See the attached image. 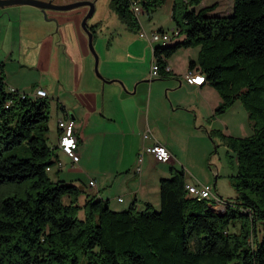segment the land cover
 Returning a JSON list of instances; mask_svg holds the SVG:
<instances>
[{
  "label": "trees",
  "instance_id": "obj_1",
  "mask_svg": "<svg viewBox=\"0 0 264 264\" xmlns=\"http://www.w3.org/2000/svg\"><path fill=\"white\" fill-rule=\"evenodd\" d=\"M202 1L173 0L171 22L181 40L156 48L153 57L165 79L168 59L198 48L188 70L203 74L220 96L215 117L236 102L247 113L250 137L210 133L235 155L233 204L224 215L208 210L185 190L183 170L160 181L158 211L133 204L115 212L81 188L53 180L46 171L56 163L48 99L8 92L0 63V264H264V0H233L226 17L209 15L216 4L197 11ZM165 2L110 0V7L137 33L133 5L150 16ZM89 31L95 36L94 26ZM23 144L27 159L7 156Z\"/></svg>",
  "mask_w": 264,
  "mask_h": 264
},
{
  "label": "crops",
  "instance_id": "obj_2",
  "mask_svg": "<svg viewBox=\"0 0 264 264\" xmlns=\"http://www.w3.org/2000/svg\"><path fill=\"white\" fill-rule=\"evenodd\" d=\"M170 2L172 5L173 0ZM167 3L168 0L164 5ZM14 7L0 12V25L6 15L9 27L14 26L15 39L36 43L38 52L35 48L34 54L21 55L15 60L13 50L9 51V57L6 56L9 65H16L9 68V77L5 68L7 59L0 54L6 89L27 95H33L35 89L47 93L57 120L49 129V147L55 150L56 162L50 170L51 178L81 188L89 196L107 203L110 210L120 212L135 204L138 211H143L145 204H150L158 211L159 183L170 178V170H183L187 185L206 186V179L194 174L182 162V156L197 153L200 156L192 143L204 142L207 137L213 139L210 133L222 131L232 137L238 136L234 133L238 124L249 129L248 119L236 103L215 117L221 104L218 93L207 83L195 87L183 80L189 72V61H197L198 48L178 50L168 59V78H150L152 50L141 34L149 36L162 29L148 31L139 22L140 39L125 41L122 52L117 51L120 55H111L112 46L104 41L94 43L99 56V78L94 71L87 35L79 27L82 15L59 17L53 35L54 27L50 30L48 26L45 31L46 26L40 23L43 14L39 9ZM48 30L50 34L46 33ZM97 30L98 25H94L95 34ZM24 64L41 72L40 78L46 81L41 87L24 86L15 78L14 72L20 76L26 70ZM65 118L74 123L76 131L75 160L58 147L57 123ZM154 141L168 149L171 160L162 163L146 152ZM217 192L220 195H215L225 200Z\"/></svg>",
  "mask_w": 264,
  "mask_h": 264
},
{
  "label": "rangeland",
  "instance_id": "obj_3",
  "mask_svg": "<svg viewBox=\"0 0 264 264\" xmlns=\"http://www.w3.org/2000/svg\"><path fill=\"white\" fill-rule=\"evenodd\" d=\"M80 1H89L92 2L94 5V13L92 16L87 20V26L91 27L94 25H98V30L94 36V42L93 47L95 49V44L104 41V43H108L112 46L113 51H111V55L118 54L119 52L124 48V42L128 40H139L140 37L138 36L139 32H133L130 31L117 17V15L112 11V8L110 7V0H53V4L56 6L61 5H69ZM66 3V4H64ZM213 4L217 5L216 10L209 14L211 17L214 16H220V17H226L229 15L230 11L232 10L233 6V0H203L200 4V6L197 8V11L200 9H203L205 7L211 6ZM13 8V7H12ZM14 8H27V7H14ZM171 2L168 0V3L161 8H159L157 12L153 13L152 15L148 16L145 14H139L138 16V22L142 24L144 27L146 26L148 31L151 30H158L162 29L163 31H171L174 28L173 23L171 22ZM10 7H7V9H0V12H5L6 10H9ZM86 10L85 14L84 11ZM89 11L88 7H80L77 9H73L71 11L67 12H57V11H47L46 12V18L44 15H41V24L45 27V31L47 29L50 30L53 29V35L55 34L56 27H58L60 23V18L63 16H71L72 18H75L77 15L79 18V15H82V18L79 22V27L82 30L81 23L83 18L87 15ZM208 15V16H209ZM55 17V18H54ZM2 17H0L1 19ZM5 18V19H4ZM3 23L0 25V54L2 55V58L4 57L7 59V64L5 66L6 68V76L9 77V68H14L13 66L16 65H9V51L13 50L14 55L13 59H18L21 55H28V54H34V49H37V44L33 43L30 44L29 40L27 39H20L16 38V35H13V29L14 26L10 25L7 22V16L4 15ZM55 19V20H54ZM52 20V21H50ZM46 22V23H45ZM53 24L54 26L50 25ZM42 26V25H41ZM42 26V27H43ZM49 26V27H48ZM20 28V27H19ZM43 29H40V31ZM44 31V30H43ZM44 31V32H45ZM50 31L46 32L47 34ZM181 38L178 40H174L170 46L174 45L177 41H180ZM95 43V44H94ZM97 48V45H96ZM38 52V49H37ZM97 57L98 53L96 52ZM8 56V57H6ZM93 56V55H92ZM2 59V60H3ZM94 60V57H93ZM26 65V64H24ZM27 64L25 66V71L18 76L16 72L13 74L15 75V78L20 81V83L24 86H31V85H37L38 87H41L45 80L43 81L39 74V70L37 69H29ZM41 71V70H40ZM12 75V77L14 76ZM45 78L47 76L45 75ZM44 79V78H43ZM43 82V83H42ZM8 84V82H7ZM27 95V94H26ZM49 102V119H48V128L50 129L53 127V125L56 123L55 118V111L53 108V103L51 99H48ZM238 106L239 110H242V112L247 117V113L242 107V104L240 102H236L235 104ZM241 108V109H240ZM246 121V119H245ZM234 133L238 136H232L231 138L235 139H245L251 136L252 131L249 126V129H243V127L238 124L237 130H234ZM245 133V134H243ZM221 134L224 136L228 135L221 131ZM192 147L195 148V150L200 151V156H198V153L194 156L189 155H183L182 156V162L186 164L191 171L200 176L203 179H206V186L203 185L206 188H210L212 192L215 194H219L217 191L219 190L222 195L225 197L224 201L228 200H234L236 198V192L234 188L232 187L229 178L231 176H234L236 174V160L235 155L233 152H231L221 141L219 136L213 137V139L207 137L204 142L198 141L193 142ZM206 149V151H205ZM207 149L209 152H207ZM204 151V152H203ZM209 153V155L207 154ZM7 156L9 157H17L19 159H27L29 157V153L27 151V146L23 144L22 146L15 148L13 151L7 153ZM51 172H49L50 174ZM52 177V175L50 174ZM215 185V186H214ZM220 195V194H219ZM122 212V211H120ZM78 217L80 219L82 218V213L80 212L78 214ZM236 229L230 228L231 232H234Z\"/></svg>",
  "mask_w": 264,
  "mask_h": 264
},
{
  "label": "built area",
  "instance_id": "obj_4",
  "mask_svg": "<svg viewBox=\"0 0 264 264\" xmlns=\"http://www.w3.org/2000/svg\"><path fill=\"white\" fill-rule=\"evenodd\" d=\"M132 9L134 14L136 16H139V14L141 13L139 6L133 5ZM178 34L179 31L173 28L171 31H166V32L163 30L154 31L149 36L143 33L141 34V37L144 38L149 43L153 55L156 48L168 47L174 40H178L179 39ZM160 71H161L160 66L153 57L151 64L150 78L151 79L161 78L162 75ZM162 72L163 74H168L169 68L167 66H164ZM183 80L188 85L195 87H201L204 84H206L205 76L199 72L189 71L187 74L183 76ZM8 92L19 94L21 99L47 98V93L40 89H35L33 95H26L23 93H19L14 89H9ZM9 105L10 102L6 104L5 108H8ZM57 128L60 132L59 141H58L59 149L67 157H70L71 159L75 160L76 152L78 149V140L75 135L76 131H75L74 123L69 118H65L63 120L58 121ZM147 137H148L147 135H144V138ZM146 152L154 156V158L157 161L162 163H166L172 158L168 149L164 145L159 144L157 141H154V144L150 148H147ZM50 170L51 169L49 168L46 171L50 172ZM89 185L94 186V183L90 182ZM185 190L191 197L197 199L198 201H206L208 210H210L211 212L217 215H224L226 209L233 204L232 201H224L220 199L212 192L210 188H206L201 185H186ZM118 201L122 202V200H118Z\"/></svg>",
  "mask_w": 264,
  "mask_h": 264
},
{
  "label": "water",
  "instance_id": "obj_5",
  "mask_svg": "<svg viewBox=\"0 0 264 264\" xmlns=\"http://www.w3.org/2000/svg\"><path fill=\"white\" fill-rule=\"evenodd\" d=\"M14 6H29L36 9H39L41 13L46 18L47 11H57V12H67L73 9H77L80 7H88L89 11L87 15L83 18L81 27L84 33L87 35L88 38V47L91 54L94 57V71L95 74L99 77L98 73V57L93 47V34L89 31V27L87 26V20L92 16L94 13V5L92 2L89 1H80L69 5H61L56 6L53 4L51 0L49 1H40V0H0V9H5L7 7H14Z\"/></svg>",
  "mask_w": 264,
  "mask_h": 264
}]
</instances>
